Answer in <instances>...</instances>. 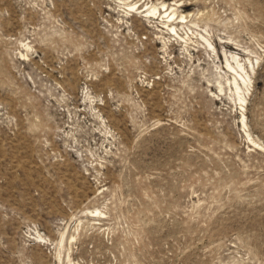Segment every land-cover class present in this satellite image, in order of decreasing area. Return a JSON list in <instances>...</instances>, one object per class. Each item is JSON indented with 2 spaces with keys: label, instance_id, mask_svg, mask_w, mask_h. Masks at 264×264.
<instances>
[{
  "label": "rangeland",
  "instance_id": "obj_1",
  "mask_svg": "<svg viewBox=\"0 0 264 264\" xmlns=\"http://www.w3.org/2000/svg\"><path fill=\"white\" fill-rule=\"evenodd\" d=\"M0 264H264V0H0Z\"/></svg>",
  "mask_w": 264,
  "mask_h": 264
},
{
  "label": "bare ground",
  "instance_id": "obj_2",
  "mask_svg": "<svg viewBox=\"0 0 264 264\" xmlns=\"http://www.w3.org/2000/svg\"><path fill=\"white\" fill-rule=\"evenodd\" d=\"M170 6L168 5V6H165V4L164 3H161L160 4V6H156L155 4H152V5H150L149 6V8L147 9V12L148 13H154L155 11L158 13V12H160V9L161 8H164V9H161V10H163L164 12H163V14L165 13V12H168L169 10H171L170 8H169ZM171 8H173V7H171ZM169 9V10H168ZM168 10V11H167ZM175 10V9H174ZM155 12V13H156ZM156 13V14H157ZM162 13V12H161ZM174 11L173 10H171L170 12H168V13H165L164 15L163 14H158L161 18L162 17H166V20H164L163 19V22H165V25H167L169 28V30L170 31H173L174 33H176L177 32V30L178 29H176V27L174 26V25H172V24H170V22L169 23H167L168 21H170V18L172 19L173 17L172 16H174ZM178 14V13H177ZM162 15V16H161ZM170 16V18L169 19H167V17H169ZM176 15V14H175ZM177 17H179V21H181V18H183L184 16L182 15V14H178V16ZM177 19V18H176ZM176 19H175V21H176ZM173 20L174 19H172V22H173ZM183 20V19H182ZM178 21V20H177ZM186 21V20H185ZM181 24V23H180ZM176 29V30H175ZM170 34V33H169ZM202 37V36H201ZM205 38H203V40H204ZM206 42V41H205ZM209 41H207V43H208ZM207 45H209L210 46V44L208 43ZM211 48V47H210ZM225 52V51H224ZM224 57H225V68H226V70L228 69V70H230L232 73H233V77H232V79H228L229 80V83H227V84H229V89L233 92L232 94H234L235 96H236V98H237V100L240 102V103H243L244 102V100H245V94L246 93H248L247 91L249 90L248 88H249V84H251L250 82H249V80L251 79V77H250V75L251 74H249V71H251L252 70V68H254L253 67V63H252V61H250L249 59H246L247 61V64L245 63V61H243V60H241L240 58H238V56L235 54V53H233V52H228V54L227 53H224ZM254 70V69H253ZM251 73V72H250ZM252 73H253V71H252ZM227 74V73H226ZM221 80V79H220ZM218 81V85H219V89L221 90V84H222V81ZM227 81V80H226ZM228 82V81H227ZM247 97V96H246ZM240 105H243V104H240ZM242 109L244 108V107H241ZM242 115H243V113H242ZM245 119V118H244ZM242 121H243V119H242ZM241 121V122H242ZM246 122V121H245ZM243 124V123H242ZM243 126H245V125H243ZM61 242H62V240H61ZM61 244V243H60Z\"/></svg>",
  "mask_w": 264,
  "mask_h": 264
}]
</instances>
